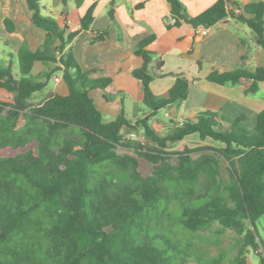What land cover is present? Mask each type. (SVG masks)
<instances>
[{
  "label": "trees",
  "instance_id": "obj_1",
  "mask_svg": "<svg viewBox=\"0 0 264 264\" xmlns=\"http://www.w3.org/2000/svg\"><path fill=\"white\" fill-rule=\"evenodd\" d=\"M83 1L76 0L77 6ZM166 1L172 9L168 29L184 25L208 29L228 15L227 0H217L196 17L188 14L180 0ZM26 2L33 26L46 33V40L36 52L22 47L19 78L10 69H0V89L14 94L12 104L0 102V264L185 262L193 257L189 248L165 235L145 236L152 223L175 214L190 233L214 224L235 232L239 237L235 264H247L250 250L264 263L257 228V222L264 219V111L252 130L244 124V115L230 118L205 111L160 136L149 118L183 104L189 97V81L177 77L166 95L153 94L149 67L156 54L148 47L156 37L149 34L130 42L111 2L108 16L118 27L119 37L116 50L103 57L117 61L133 52L141 66L132 76L142 85V104L150 115L133 123L122 110L115 120L105 123L89 92L99 89L109 100L106 93L113 78L102 68L84 72L69 47L78 32L69 33L45 16L42 0ZM96 6L94 2L81 19L80 31L92 25ZM237 20L252 30L264 49V1L246 4ZM108 35L102 31L94 41ZM35 62L57 66L37 81L30 77ZM58 71L63 72L68 94L49 93L35 105L36 96L45 92ZM243 79L253 81L248 93H256L264 82V67L213 72L207 78L218 85H237ZM140 126L155 147L126 139L125 132L137 133ZM193 136L220 147L169 150ZM119 147L133 155L118 154ZM194 154L199 155L195 158ZM218 156L228 162L227 183L221 178ZM222 263L221 257L211 264Z\"/></svg>",
  "mask_w": 264,
  "mask_h": 264
},
{
  "label": "crops",
  "instance_id": "obj_2",
  "mask_svg": "<svg viewBox=\"0 0 264 264\" xmlns=\"http://www.w3.org/2000/svg\"><path fill=\"white\" fill-rule=\"evenodd\" d=\"M264 0H227V17L215 26L195 29L184 25L181 28L166 27L171 17V5L166 0H84L78 7L76 0H42L43 14L54 18L69 33L78 32L71 47L75 59L84 72L102 68L113 84L105 93L99 89L89 92L105 123L112 122L124 110L134 123L142 108L143 88L132 72L141 66L133 52L124 53L117 61H106L103 53L116 50L118 27L111 21L108 11L111 2L130 42H138L149 34L156 39L148 47L156 55L150 64L154 80L151 91L157 97L164 96L173 87L177 77L189 81L188 99L178 111L182 120L193 119L205 111L222 112L230 118L246 116L244 124L250 130L257 123V116L264 111V82L256 93H248L253 81L241 80L237 85H218L207 80L213 72H230L238 69L254 71L264 67V49L259 45L252 30L237 20L241 9L249 3ZM96 2L94 21L88 30H81V19ZM190 16L196 17L212 7L217 0H180ZM32 12L26 0H0V66L18 72V54L26 46L31 52L43 48L46 33L33 26ZM9 22L6 24V22ZM102 31L108 37L102 41L94 38ZM58 45H55V48ZM163 63L162 68L158 64ZM57 64L35 62L30 77L37 81ZM49 93L68 94L63 72H56L45 89ZM129 105L133 113L129 117ZM138 105V106H137ZM145 107V106H144ZM183 108V112H179ZM135 110L137 111L135 113ZM175 114V113H174ZM189 114V116H186Z\"/></svg>",
  "mask_w": 264,
  "mask_h": 264
},
{
  "label": "rangeland",
  "instance_id": "obj_3",
  "mask_svg": "<svg viewBox=\"0 0 264 264\" xmlns=\"http://www.w3.org/2000/svg\"><path fill=\"white\" fill-rule=\"evenodd\" d=\"M0 69L5 68L0 66ZM14 75L18 76V72L15 71ZM44 96L45 92L37 95L34 99V104H40ZM13 99V93L0 89L1 103L6 105L12 104ZM141 107L142 108L138 112L135 110V113L137 112V120L134 121V123L150 115V111L144 107L143 104H141ZM179 112H183V108L180 109ZM132 113L133 110L129 105L130 118H132ZM174 113H171L169 110H161L156 116H151L149 118V123L160 136L164 137L167 135L169 127L184 121L180 119L181 117L178 115L179 113L176 109ZM186 116H189V114H186ZM125 137L127 140H136L146 147H155L153 142L145 136L144 129L141 126L137 133L125 132ZM204 147L218 148L220 145L210 140L201 141L199 137L193 136L173 145L169 150L171 152H182L185 148L198 149ZM117 152L120 155H133L132 151L123 147H119ZM198 155L199 154H194V157L196 158ZM218 159L220 162L221 178L224 183H227L229 180L228 162L219 156ZM257 228L263 240L260 253L264 258V219H260L257 222ZM157 234L167 236L183 248H189L190 253L193 255V257L186 259L185 262L176 261L174 264H211L221 257L223 258L222 264H235V259L238 255L239 237L235 232L225 230L219 224H214L199 233H190L184 230L180 225L178 214L172 215L171 217L165 215L162 220L152 223L149 228H147L145 236L154 238ZM155 244L160 248H164L160 240H156ZM246 259L247 264H264L261 262V257L257 256L253 250H250Z\"/></svg>",
  "mask_w": 264,
  "mask_h": 264
},
{
  "label": "built area",
  "instance_id": "obj_4",
  "mask_svg": "<svg viewBox=\"0 0 264 264\" xmlns=\"http://www.w3.org/2000/svg\"><path fill=\"white\" fill-rule=\"evenodd\" d=\"M57 56L60 57V53L59 52H57Z\"/></svg>",
  "mask_w": 264,
  "mask_h": 264
}]
</instances>
